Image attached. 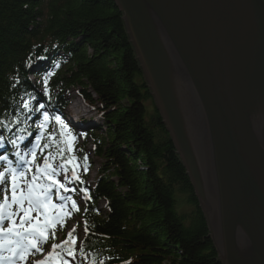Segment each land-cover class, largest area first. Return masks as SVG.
<instances>
[{"label":"trees","instance_id":"obj_1","mask_svg":"<svg viewBox=\"0 0 264 264\" xmlns=\"http://www.w3.org/2000/svg\"><path fill=\"white\" fill-rule=\"evenodd\" d=\"M72 91L100 118L85 137L100 163L79 215L84 236L56 253L92 264H220L114 1L0 0V130L11 136L25 118L35 127L46 110L41 147L66 162L55 115ZM179 198L189 212L177 210Z\"/></svg>","mask_w":264,"mask_h":264},{"label":"water","instance_id":"obj_2","mask_svg":"<svg viewBox=\"0 0 264 264\" xmlns=\"http://www.w3.org/2000/svg\"><path fill=\"white\" fill-rule=\"evenodd\" d=\"M113 1L218 262L264 264V1Z\"/></svg>","mask_w":264,"mask_h":264},{"label":"rangeland","instance_id":"obj_3","mask_svg":"<svg viewBox=\"0 0 264 264\" xmlns=\"http://www.w3.org/2000/svg\"><path fill=\"white\" fill-rule=\"evenodd\" d=\"M65 100L69 104V106H67L65 112L70 113L69 108L74 106V104H75L76 108L78 109V110H76L73 107V111L70 113L71 115L73 114V117H71V120L73 122H75L74 113L81 112V114L78 116L84 118V120L86 122L87 121H88V123H92V122L95 123L96 122L99 124V121L97 120L95 113L93 111L87 109L82 104L81 100L79 99V97H77V95L74 92L67 94L65 96ZM89 119L91 121H89ZM72 121H68L69 122V123H67L68 128L70 126H72ZM71 133L75 137L73 147H77L83 141V136H81V134H80L81 131L77 130L76 126L74 125V129H71ZM86 141L88 142V140H86ZM86 141H84L82 143H83V147L85 148L86 152L88 153V159L90 162V164H88L89 167H88V173H87V175H88L87 176V178H88L87 184L92 185L93 181L95 180L96 170H97L100 162L96 158H94V157L92 158L89 155L90 146H89V144H87ZM43 165H44V161L41 162V166H43ZM53 169H55L54 178L60 184L67 186L70 183V179H69L68 175L63 171V169H61L59 167L55 166ZM41 181H42V178L40 181H38V183H41ZM9 183H10L9 188H8L9 195L7 197V200L5 198H2V204H0V206H3L5 204L8 205V207H0V229L3 230V231H0V247H6V248L8 246H14L15 247L14 243H16V240L19 238L20 239L19 243H16L19 246L18 247L19 250L16 251L17 254H14V251H12L11 255H8L9 258L11 259L14 256H18V259H21V261H19L18 263H14V264H38V262L40 261V258H36V256L39 254L41 257L46 256L48 251H49V245H48V243L41 242L39 244V247L42 249V251L37 252L34 248H32L30 246L28 239L24 238V237L28 236V229L30 228V224L26 222V223H24L23 226H21V220L23 218V212L20 211V206L18 204H13V202H12V178H11ZM17 184H18L17 195H19V193L21 191H23L24 193H27L29 183L27 184V181L24 178H18ZM58 189H59V187H57V190ZM40 190H41V188L37 189V192H39ZM43 192H44V190H43ZM47 193L48 192H46V193L44 192L45 195ZM75 200H78V198ZM62 202H64V200ZM51 205H53V204H51ZM24 206L25 207L28 206L27 201H25ZM52 208L53 207L50 206V207H47L46 209H41V212H46L47 215L53 219H59L63 216V214H60V211L57 214H52L51 213ZM49 209H50V212H49ZM99 209L103 210V204L102 203L99 204ZM177 210L180 213L189 212V207L182 202L181 198H179V200H178ZM31 215H32L31 223H36L37 212L33 211ZM39 220H40V223L42 225L44 222V215H40ZM13 222L15 223L14 232L10 233L7 230L9 228H13ZM57 224H62L61 230L63 231L64 234L72 232L73 230H74V232L78 233L80 235V237L83 234L81 221L78 218H76L75 215L69 214L68 211L65 212L64 219ZM17 232L21 233V235H16L15 233H17ZM9 234L11 235L10 241H8L7 243H2V241H4L6 239V237H8ZM67 263L68 264H78L79 262L76 259L69 258L67 260ZM3 264H7V262L3 263Z\"/></svg>","mask_w":264,"mask_h":264},{"label":"snow or ice","instance_id":"obj_4","mask_svg":"<svg viewBox=\"0 0 264 264\" xmlns=\"http://www.w3.org/2000/svg\"><path fill=\"white\" fill-rule=\"evenodd\" d=\"M27 107V105H25ZM43 107V105H41ZM44 121H48V116H44ZM56 123L60 126L61 132L60 135L64 138L63 143L67 145V151L71 152L73 150V143L75 140V137L72 135L71 130L68 128V126L60 119V117H56ZM41 128L44 127V125H40ZM47 147V145H45ZM63 151V149H61ZM33 162H35L36 154L33 152ZM68 163L73 164V170H72V177L74 179H79L76 173V165L74 163V158L70 159ZM61 167H64L62 164ZM12 173V202L13 204H18L20 206V211L23 212V218L21 220V226L24 225V223H29L30 228L28 229V236L24 237L25 239H28L29 244L32 248H34L37 252H41L42 249L39 247V244L41 242H46L49 238V229L50 228H55L56 223H59L62 221V217L59 219H53L50 218L46 212H41V209H46L47 207H55L54 205H51V201L48 200L47 196L44 195L43 193L37 192V189L43 188L44 192L46 193L53 187H60L63 188L64 185L60 184L55 178V169L52 168L51 162L48 160V158H45V162L43 167L37 165L36 166V175L32 177L31 183L28 184V191L27 193H24L21 191L19 195H17V180L18 178H23L24 173L20 172L17 174L15 170L9 169ZM43 178L44 180H49L50 184L44 185L42 183H38V181ZM6 177L4 173H0V182L5 181ZM67 191V189H65ZM7 200V197H5ZM25 201H27L28 206L25 207ZM0 207H8L7 204L0 206ZM72 207L75 209L76 204L73 201ZM35 211L37 212V217H36V223H31L32 221V212ZM44 215V222L43 225H41L39 216ZM10 218V217H9ZM15 228V223L13 222V228H9L7 231L8 232H14ZM0 231H3L0 229ZM74 231V230H73ZM16 235H21V233H15ZM54 232L52 233V236L54 238ZM69 241L74 243V238L72 237V233H69ZM69 241H65V244H68ZM64 245H57L53 244L52 245V252L48 254V259L44 261L38 262V264H49V261L53 259L54 256L58 255L56 253L57 248H63ZM69 254L71 255V251H69ZM55 264H67V261H61L57 260L55 261Z\"/></svg>","mask_w":264,"mask_h":264},{"label":"bare ground","instance_id":"obj_5","mask_svg":"<svg viewBox=\"0 0 264 264\" xmlns=\"http://www.w3.org/2000/svg\"><path fill=\"white\" fill-rule=\"evenodd\" d=\"M73 107H74L76 110H78V109L76 108L75 104H74V106L70 107V111H73ZM74 114H76V113H74ZM78 114L80 115L81 113L78 112ZM211 214H212V216L214 217V210H211Z\"/></svg>","mask_w":264,"mask_h":264}]
</instances>
